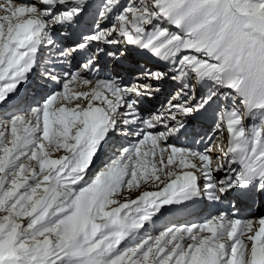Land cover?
Here are the masks:
<instances>
[{
    "label": "snow or ice",
    "instance_id": "1",
    "mask_svg": "<svg viewBox=\"0 0 264 264\" xmlns=\"http://www.w3.org/2000/svg\"><path fill=\"white\" fill-rule=\"evenodd\" d=\"M0 112V264H264V0H0Z\"/></svg>",
    "mask_w": 264,
    "mask_h": 264
},
{
    "label": "bare ground",
    "instance_id": "2",
    "mask_svg": "<svg viewBox=\"0 0 264 264\" xmlns=\"http://www.w3.org/2000/svg\"><path fill=\"white\" fill-rule=\"evenodd\" d=\"M71 87H75L74 85H70V88ZM29 93H31V91L29 92ZM2 112H0V114H1ZM212 122H214V118H211L210 119ZM212 127H213V125L210 127V130H211V135L213 134V129H212ZM211 135H209V136H211ZM199 136H201V135H199ZM174 143H176V141H173ZM207 138L205 137V143L207 144ZM108 148V147H107ZM110 148H108L105 152H104V154H103V156L104 157H106V156H108L109 154H110ZM102 156V157H103ZM102 160V159H101ZM101 160H99V161H96L95 162V165H94V167H93V171L95 170V168L98 166V164H99V162L101 161ZM124 195H128V194H124ZM212 204L211 203H207V206H208V209L206 208V209H202V210H200V211H198L197 213H193V214H191V215H188L186 218H187V220H174L173 222H175V223H178V224H185V223H194V222H199V221H202L203 219H205V218H207V217H209L210 215H214V213H215V210L217 209L216 207H217V205H214L213 204V208L212 207H210ZM261 205H259V207L257 206V207H254L249 213H247V212H240L239 213V215H240V217H242V218H249V217H255V218H258V217H260V216H262V215H264V206H261ZM205 210H207L206 212H205ZM154 225H156L155 224V222H154ZM163 227H160L159 229H162Z\"/></svg>",
    "mask_w": 264,
    "mask_h": 264
},
{
    "label": "rangeland",
    "instance_id": "3",
    "mask_svg": "<svg viewBox=\"0 0 264 264\" xmlns=\"http://www.w3.org/2000/svg\"><path fill=\"white\" fill-rule=\"evenodd\" d=\"M2 114V113H1ZM218 142V141H217ZM125 194H128V193H125ZM148 231H152L151 229L150 230H148Z\"/></svg>",
    "mask_w": 264,
    "mask_h": 264
}]
</instances>
